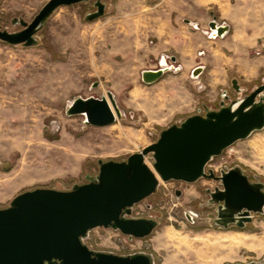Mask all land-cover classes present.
I'll return each mask as SVG.
<instances>
[{
	"label": "rangeland",
	"instance_id": "374dc122",
	"mask_svg": "<svg viewBox=\"0 0 264 264\" xmlns=\"http://www.w3.org/2000/svg\"><path fill=\"white\" fill-rule=\"evenodd\" d=\"M48 1L0 0V30L20 31L12 20L31 22ZM101 2L104 14L91 22L85 18L95 11L92 1L59 7L36 33L33 47L0 42V209L26 191H69L85 184L87 176L98 174V161L123 162L156 142L162 130L205 108L218 109L223 91L228 104L264 84V0ZM156 15L175 17L177 23L155 26L151 19ZM213 19L227 27L221 42L242 49H224L227 63L222 61L220 74L226 82L212 89L206 85V61L189 52L183 55L186 37L178 33L192 32L183 20H199L210 34L207 22ZM163 58L169 71L151 85L142 83L141 72L161 68ZM228 58L244 62L235 69ZM185 62L204 68L199 81L190 76ZM232 79L238 82L239 94L231 87ZM96 82L98 87L92 88ZM108 91L122 114L113 124L87 126L81 116H66L72 100L100 98ZM231 148L230 157L213 158L205 171L219 175L238 167L250 182L264 185V129ZM143 160L154 172L152 155ZM216 186L206 179L191 184L159 179L155 193L134 205L129 216L155 220L149 236L135 239L96 228L83 244L97 253L150 255L153 264H264V249L240 247L226 257L223 251L206 249L205 238L237 232L264 239V213L252 215L243 229L226 232L214 225L215 206L209 205L206 190ZM170 227L187 238L186 244L167 238Z\"/></svg>",
	"mask_w": 264,
	"mask_h": 264
},
{
	"label": "water",
	"instance_id": "95a60500",
	"mask_svg": "<svg viewBox=\"0 0 264 264\" xmlns=\"http://www.w3.org/2000/svg\"><path fill=\"white\" fill-rule=\"evenodd\" d=\"M92 1L95 12L86 16L91 22L103 16L105 5L101 0H49L29 23L13 19L20 31L0 30V42L14 46L33 47L36 33L47 19L62 6ZM209 38L222 37L226 26L209 22ZM174 62V57H171ZM168 68L141 72L145 85L157 82ZM202 73L194 68V79ZM231 87L241 92L236 79ZM98 83L92 84V88ZM217 110L204 109L160 132L156 142L140 153L132 154L123 162L98 161L99 172L86 177L87 183L74 185L69 191L34 189L17 195L9 206L0 209V264H153L150 255L117 256L89 250L83 240L96 228L119 231L129 238L149 236L157 226L153 219L129 218L134 205L140 203L162 182L195 183L200 179L216 180L221 189L210 194V203L220 210L238 229L251 223L252 215L264 213V185L250 182L238 167L205 172L207 164L219 157L235 142L247 139L252 133L264 129V84L250 94L228 104L226 92ZM66 116H81L84 124L106 127L122 114L111 92L100 98L78 97L66 108ZM152 155L154 172L144 163ZM180 196L179 192L175 193ZM191 221V218L187 216ZM221 219V217H220ZM253 264V263H251Z\"/></svg>",
	"mask_w": 264,
	"mask_h": 264
},
{
	"label": "crops",
	"instance_id": "0c3cea01",
	"mask_svg": "<svg viewBox=\"0 0 264 264\" xmlns=\"http://www.w3.org/2000/svg\"><path fill=\"white\" fill-rule=\"evenodd\" d=\"M152 22H154L155 26L158 25H162L165 24V26L169 27V26H173L174 23H177V21L171 17L169 19H167L165 16L161 17L160 15H156L154 16L152 19ZM184 22L187 21L189 22L188 26H192V32H187V30L183 29L182 31H179V35L186 37V40H184L183 42H185V46L186 49H181L182 54L186 55L187 52H189L190 54H192L194 57L199 56L201 62L202 61H206L207 64H205V70H208L207 75H206V79H207V83L206 85L209 86L210 88H218L220 86L223 85V83H225V79H223L222 75L220 74V69H222V61L224 60L225 63H227V58L224 55V49H229V50H233V51H240L242 48L238 49L235 46H233L231 43L225 41V42H221L222 39H224V37L227 35L224 34L221 38L220 37H216V38H207L205 39V36H207V30H205L202 27V23L197 20V21H188V20H183ZM210 22V21H209ZM209 22H207V25L209 24ZM194 24V25H193ZM188 29V27H187ZM209 31V28H208ZM186 35V36H185ZM200 54V55H199ZM189 55V54H188ZM229 60H231L230 66L234 67L235 69H239V67L242 65V62H244V59H241L239 61L236 60L235 58H228ZM239 61V62H238ZM238 63V65H237ZM184 64L188 65L189 71L191 73V71L196 68V67H191V65L193 64V62H185ZM230 66L227 67V69H230ZM209 67V69H208ZM226 68H224L225 70ZM204 68H202V73L199 77L196 78L197 81H199L201 78V76L204 74ZM208 76V77H207ZM114 96V95H113ZM213 110V109H210Z\"/></svg>",
	"mask_w": 264,
	"mask_h": 264
},
{
	"label": "bare ground",
	"instance_id": "6f19581e",
	"mask_svg": "<svg viewBox=\"0 0 264 264\" xmlns=\"http://www.w3.org/2000/svg\"><path fill=\"white\" fill-rule=\"evenodd\" d=\"M209 32H210V30H209ZM160 67L163 69L169 67L165 58L161 59ZM133 91H134V89H133ZM133 95H134V97L136 96L134 94V92H133ZM156 177L159 180L157 175H156ZM166 236H167V238L168 237L173 238V239L175 238L179 243H182V244H186V242H187V238L184 236L182 237L179 234V232L173 227H170L168 229ZM188 244H189V242H188ZM204 245L208 251H223V253L225 254V257H226V256H230L231 254H233V252L236 249H239L240 247H245L251 251H254V250L257 251L258 249L262 250V249H264V239H258V237H256L255 235L244 236V235L239 234L237 232L235 234H232L231 236L230 235H224L222 237H218L217 239H213V240L205 238Z\"/></svg>",
	"mask_w": 264,
	"mask_h": 264
},
{
	"label": "flooded vegetation",
	"instance_id": "af4514ba",
	"mask_svg": "<svg viewBox=\"0 0 264 264\" xmlns=\"http://www.w3.org/2000/svg\"><path fill=\"white\" fill-rule=\"evenodd\" d=\"M96 10V9H95ZM95 12V11H94ZM93 13V12H92ZM236 100V99H234ZM233 101V100H232ZM217 110V109H215ZM204 112V111H203ZM203 112H201V114H203ZM220 174V173H219ZM215 176H218L214 173ZM207 180V179H206ZM207 181H210V180H207ZM211 181H214L215 183L218 184V186L214 187L213 188V191H210V190H206V194L208 195V198L210 199V194L211 193H214L217 191V189H221V186H220V183L216 180H211ZM250 181V180H249ZM176 192H179V191H176ZM175 192V193H176ZM180 193V192H179ZM181 194V193H180ZM210 206H215V214H216V211H218L220 209V205L219 204H216V203H211L209 204ZM220 215H219V219L217 220V223H214V225H216L217 228H219L220 230H224V231H229L231 229H234V228H237L233 223H230V220L226 217V214H223L224 212L222 210H220ZM221 217V219H220ZM216 221V220H215Z\"/></svg>",
	"mask_w": 264,
	"mask_h": 264
},
{
	"label": "built area",
	"instance_id": "2783aa9c",
	"mask_svg": "<svg viewBox=\"0 0 264 264\" xmlns=\"http://www.w3.org/2000/svg\"><path fill=\"white\" fill-rule=\"evenodd\" d=\"M201 68H203V67H201ZM232 153H233V149L231 148V146L230 147H228L227 149H225L224 151H223V153L219 156V157H222L223 159L225 158V157H230L231 155H232ZM206 172V171H205Z\"/></svg>",
	"mask_w": 264,
	"mask_h": 264
}]
</instances>
